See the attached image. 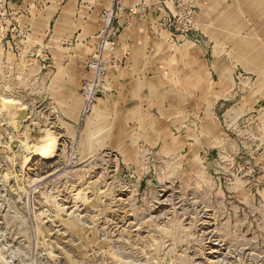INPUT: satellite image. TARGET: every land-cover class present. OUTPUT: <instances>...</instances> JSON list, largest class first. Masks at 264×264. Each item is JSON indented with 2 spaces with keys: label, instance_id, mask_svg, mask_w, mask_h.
<instances>
[{
  "label": "rangeland",
  "instance_id": "1",
  "mask_svg": "<svg viewBox=\"0 0 264 264\" xmlns=\"http://www.w3.org/2000/svg\"><path fill=\"white\" fill-rule=\"evenodd\" d=\"M0 264H264V0H0Z\"/></svg>",
  "mask_w": 264,
  "mask_h": 264
},
{
  "label": "bare ground",
  "instance_id": "2",
  "mask_svg": "<svg viewBox=\"0 0 264 264\" xmlns=\"http://www.w3.org/2000/svg\"><path fill=\"white\" fill-rule=\"evenodd\" d=\"M45 138V137H44ZM34 142V141H33ZM47 139L45 138V139H42L41 137H40V139H39V143H33V144H31V145H28V146H32V145H35V146H39L38 148H40V150H42V151H45L46 152V150H49L50 148V146L48 147H46V145H48L47 144ZM49 144H50V142H49ZM52 145V144H51ZM44 154V153H43Z\"/></svg>",
  "mask_w": 264,
  "mask_h": 264
},
{
  "label": "built area",
  "instance_id": "3",
  "mask_svg": "<svg viewBox=\"0 0 264 264\" xmlns=\"http://www.w3.org/2000/svg\"><path fill=\"white\" fill-rule=\"evenodd\" d=\"M91 67L94 68V69H98L99 68V64L94 62Z\"/></svg>",
  "mask_w": 264,
  "mask_h": 264
},
{
  "label": "crops",
  "instance_id": "4",
  "mask_svg": "<svg viewBox=\"0 0 264 264\" xmlns=\"http://www.w3.org/2000/svg\"><path fill=\"white\" fill-rule=\"evenodd\" d=\"M138 77V76H137ZM151 79L156 80L155 77H151Z\"/></svg>",
  "mask_w": 264,
  "mask_h": 264
}]
</instances>
